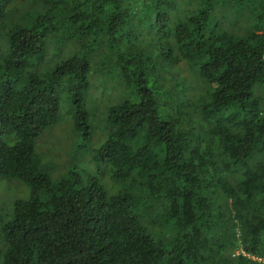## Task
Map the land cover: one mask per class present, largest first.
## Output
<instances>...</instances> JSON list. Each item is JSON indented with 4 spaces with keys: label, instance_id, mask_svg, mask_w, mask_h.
<instances>
[{
    "label": "trees",
    "instance_id": "16d2710c",
    "mask_svg": "<svg viewBox=\"0 0 264 264\" xmlns=\"http://www.w3.org/2000/svg\"><path fill=\"white\" fill-rule=\"evenodd\" d=\"M97 86L110 179L53 178ZM0 177V264H264V0H0Z\"/></svg>",
    "mask_w": 264,
    "mask_h": 264
},
{
    "label": "rangeland",
    "instance_id": "374dc122",
    "mask_svg": "<svg viewBox=\"0 0 264 264\" xmlns=\"http://www.w3.org/2000/svg\"><path fill=\"white\" fill-rule=\"evenodd\" d=\"M112 91L107 87L104 94L102 87L97 86L87 97L89 103L87 106L91 110V121L98 123L91 136L76 132L72 114L73 106L65 92L60 93L62 100L59 119L54 125L48 127L36 141V151L43 157L44 163L48 166L46 169L53 178H57L65 169L76 167L84 174L97 175L104 183L107 182L110 173L106 174L103 170L104 165L99 166L93 161V154L95 147L100 143V135L104 131L100 121L107 107L105 103ZM73 145L74 150L69 151ZM18 191L19 187L16 184L9 183L0 177V197L6 198L15 195Z\"/></svg>",
    "mask_w": 264,
    "mask_h": 264
},
{
    "label": "built area",
    "instance_id": "2783aa9c",
    "mask_svg": "<svg viewBox=\"0 0 264 264\" xmlns=\"http://www.w3.org/2000/svg\"><path fill=\"white\" fill-rule=\"evenodd\" d=\"M244 253H245V251L244 250H242ZM246 254V253H245ZM249 256H252L254 259H258V260H264V258L262 257V256H254V255H249Z\"/></svg>",
    "mask_w": 264,
    "mask_h": 264
}]
</instances>
